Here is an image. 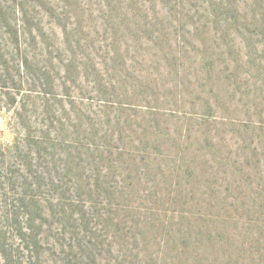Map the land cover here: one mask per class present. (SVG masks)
<instances>
[{"label":"trees","instance_id":"16d2710c","mask_svg":"<svg viewBox=\"0 0 264 264\" xmlns=\"http://www.w3.org/2000/svg\"><path fill=\"white\" fill-rule=\"evenodd\" d=\"M0 264H264V0H0Z\"/></svg>","mask_w":264,"mask_h":264},{"label":"rangeland","instance_id":"374dc122","mask_svg":"<svg viewBox=\"0 0 264 264\" xmlns=\"http://www.w3.org/2000/svg\"><path fill=\"white\" fill-rule=\"evenodd\" d=\"M10 114L7 111H0V130L6 129L9 122Z\"/></svg>","mask_w":264,"mask_h":264}]
</instances>
